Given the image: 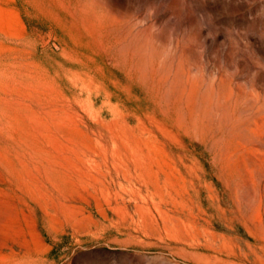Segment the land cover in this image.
<instances>
[{
	"label": "rangeland",
	"instance_id": "374dc122",
	"mask_svg": "<svg viewBox=\"0 0 264 264\" xmlns=\"http://www.w3.org/2000/svg\"><path fill=\"white\" fill-rule=\"evenodd\" d=\"M0 264H264V0H0Z\"/></svg>",
	"mask_w": 264,
	"mask_h": 264
}]
</instances>
